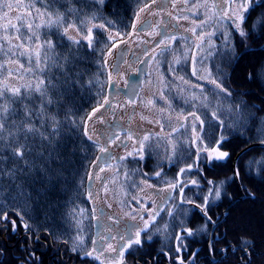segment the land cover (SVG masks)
<instances>
[{
  "label": "trees",
  "instance_id": "trees-1",
  "mask_svg": "<svg viewBox=\"0 0 264 264\" xmlns=\"http://www.w3.org/2000/svg\"><path fill=\"white\" fill-rule=\"evenodd\" d=\"M148 1L151 0H105L103 5H98L94 0H30L33 6L24 9L32 15L30 24L34 26L33 31L39 37V43L51 40L57 45L56 52L62 55H67L78 48V54L84 57V60L77 63V69L83 70L85 75L77 85L74 94L68 98L66 105V107H71L72 111L69 116L76 123L72 126L62 125L61 135L75 154L68 157L69 162L65 163L62 169L57 168L61 174L59 182L55 185L49 183L35 167V164H41L42 161L34 157H29V160L35 159V164L31 169L24 168L23 162L17 165L11 160L2 165L6 169L20 167L22 174L18 173V178L14 182L9 179L0 181V201L12 207L13 210L8 212L9 220H15L18 229L12 232L10 223L7 224L6 229L3 224H0V264H26V262L27 264H105L91 257L82 259L81 256L68 251L69 245L53 242L50 236L44 235V230L55 231L57 235H62L64 240L69 238L75 240L77 236H81L87 250L94 247L92 244L93 221L92 224L90 222L91 205L86 197V178L96 155V145L85 135L86 120L90 111L105 100L109 90L110 79L105 58L111 42L106 31L122 37L126 36L134 14L141 5ZM0 2L4 1L0 0ZM13 8L17 10L16 7ZM18 9L23 10L22 7ZM3 10H0V15ZM93 16L97 18L92 19ZM261 16H264V3L247 15L244 27L249 31V35L246 39H242L234 31L231 32L235 51L230 59H221L219 56L209 57L206 75L210 71L215 77L216 68L223 69L225 75L223 83L224 87L232 92L231 101L223 100L222 97H214L211 91L208 94L207 85L210 83L203 78L205 76L198 77L190 71L187 72L188 75L182 72L183 80H180L179 84L185 87L197 86L194 82H198L197 88L193 87V90L195 92L197 90L196 94H198V91L201 92L203 89L204 95L209 97L212 104L203 107L196 104L192 107L191 102L189 106L180 98L181 96L173 95L171 97L174 100H168L170 110L172 109L179 116L184 114L186 117L190 116L189 113L192 110L191 112L199 116L200 120L204 121V125L201 132L200 124L196 121L197 133L204 138V144H209L210 136L213 142L221 133L228 137L227 143L221 150L228 151L230 158L212 168L201 164L202 172L193 168L179 176V179L187 184L183 191L184 200H191L193 204H181L179 188L174 189L173 197L159 212L155 226L149 232L152 242H146L143 248L133 249L131 253L125 252V264H180L181 258L184 264H193L192 254L194 252L197 253L194 264H242L243 251L235 254L231 249L226 254L219 251V249L227 248L230 243L233 247H237L241 237L253 243L251 264H264V143L263 145L258 144L264 141V27L257 25L253 28L257 18ZM58 17H63V22L59 27H48L47 25L40 29L35 27V22L39 18L43 21L48 19L49 24ZM82 22L105 25V28L92 27V48H88V41L84 38L79 39L81 41L79 46L73 44L63 31L68 24L79 27ZM220 24H225L226 28ZM213 26L216 27L215 29L219 28L213 40L217 43L216 45H221V32L231 31L230 26L224 21H220L219 24L214 21ZM17 35L27 37L30 33L22 27L19 33L14 34L15 37ZM5 37L0 29V46L4 49V52L0 53V64H6L7 69L13 71L9 76L7 70L0 69V88H3L5 84L10 88L20 87L21 93L24 94L23 86L25 85L35 84L39 79H44L47 83L48 77L36 72L35 55L31 63L26 55H20V52L27 48L35 51V42L32 45L25 44L24 48L18 50L10 46L4 39ZM19 43L20 41L15 39L13 45ZM9 51L15 55L6 56L5 53ZM20 65H23V68H20ZM161 66L163 69L166 68L164 64ZM40 67H43V64ZM50 73L59 76L55 68L50 69ZM188 78L199 80L191 82ZM9 79L15 82L12 83ZM89 80L94 83L89 84ZM163 80L164 83L169 82L167 77ZM174 80L176 81V78ZM3 102L16 108L17 111H23L25 104L34 107L40 103L38 99L34 103H30L28 99L13 103L7 97ZM241 102L249 106L247 111L253 113L255 119H248L246 126H230L233 125L234 117L228 112L221 114L216 105L222 104L227 107L230 103ZM180 104H184L183 108L186 109H183ZM253 105L255 107H252ZM213 112H216L219 120L224 121L226 128L219 127V122L212 116ZM49 113L55 115L60 121H64L66 114L65 111H58L56 108H50ZM13 120L18 121L19 116H10L9 121ZM64 124L66 125L67 122L64 121ZM35 126L40 128L39 121ZM181 128L180 126L177 132ZM162 129L169 133V129H165L164 125ZM171 129L170 127V132ZM50 130L49 128L48 131ZM40 131L45 132V135L48 134L44 128H40ZM185 135L175 134L171 137L172 143L166 141L168 146L162 144V140L156 144L154 143L156 138L152 139L151 155H148L146 151L145 159L139 163H133L132 158L122 161L128 172L133 169L140 170L132 175L136 180V182L133 180L136 186L126 188L128 196L136 193L140 180L144 179L157 187L168 184L166 181L175 182L180 169L193 163L195 148L191 146L192 135L189 131ZM160 144L165 148L155 146ZM172 145L176 146V155H172ZM4 155L7 156L8 153L5 152ZM236 167L240 169V178L229 181L225 185L227 195H222L219 200L212 202L208 210V215L217 225L215 233L220 236L219 242L214 245L216 249L214 256H210L207 236L212 233L213 228L211 224H208L207 234L199 232L201 226L205 224V218L195 205L203 204V197L210 187L209 180L216 182L227 180ZM156 172H161V176L157 177ZM140 173H146V175ZM191 180H197L199 184L194 186L187 183ZM147 204L150 206V202ZM15 211L26 212L25 221L40 228V241L29 245V241L25 239L24 230L20 228L21 221L14 214ZM170 211L173 216H169ZM181 211L187 212V215H179ZM180 221H183V225ZM165 224L169 225L167 232L163 230ZM181 227L196 230V236L188 238L187 249L177 253L173 241L168 236L170 233L180 231ZM26 246L29 247V251L35 253L38 260L35 258L28 260L29 252L24 250ZM163 252L169 253V256H165ZM246 262L247 257H244V264Z\"/></svg>",
  "mask_w": 264,
  "mask_h": 264
},
{
  "label": "snow or ice",
  "instance_id": "snow-or-ice-1",
  "mask_svg": "<svg viewBox=\"0 0 264 264\" xmlns=\"http://www.w3.org/2000/svg\"><path fill=\"white\" fill-rule=\"evenodd\" d=\"M94 2L98 5H103L105 0H94ZM152 3L155 4L156 0H152ZM261 3H264V0H213V3L210 5L212 9L215 11L212 13V19L219 24L220 21H224L226 24L230 26L231 31L229 32H221V45H216L213 43V37L216 35V32L219 31V28L214 29L211 32L204 33L200 32L198 36L199 42L195 43V48L199 50V62L203 63L206 57L215 58L216 56L221 57V59H230L235 51L233 41L231 40V32H236L242 39H246L249 35V31L245 30V23L247 20V15L250 14L251 11H254L256 7L260 6ZM164 4L161 3V9L164 8ZM175 6V5H173ZM13 7L19 8V4H11V3H2L0 2V10L7 8L11 10ZM27 7H32L28 5ZM150 7V5L145 4L144 7L140 8L138 12L134 14L133 23L131 27L133 31L137 28V21H139L140 12H145ZM206 8L209 6H205ZM38 11V10H37ZM8 17V12L3 13V18ZM97 17L93 16L92 19H96ZM20 19V17H17ZM179 19V18H178ZM63 22V17H58L55 21H50L47 25L48 27H59V25ZM111 23V22H109ZM208 21L205 20L201 22L199 25H195L189 31L192 32L193 35H196V29H203L207 26ZM257 25L264 27V16L258 17L256 22L253 24V28ZM95 27L105 28L104 24L94 25ZM15 25L10 23L5 25V30H9L14 28ZM30 35L27 37H23L21 35H17L15 37L16 40L20 41L19 44L13 45L12 39L5 37L4 39L10 46L16 47L18 50L24 48L25 44L32 45L35 42V51L32 48H27L24 51L20 52V55H26L31 63L33 60V55H35V65L36 72L40 73L43 76H47V83L44 79H39L35 84H29L23 86L25 89V93H21V88H10L7 84L0 88V181L4 179H9L11 181H15L18 177L17 174L21 173L20 167H13L11 169H6L2 165L6 164L9 160L13 162V164L19 165L23 162L24 168L31 169L35 164V159L42 161L41 164H35V167L40 171V173L44 176L49 183L55 185V183L59 182L61 178L60 172L57 168L62 169L65 163H68V157L70 155H74L75 151L70 149L67 145L66 140L61 135V127L63 126H72L75 125L76 121L69 116L72 109L71 107H66L68 104V98L74 94V91L80 81L83 80L85 72L83 70L77 69V63L83 62L84 57L78 54V48L70 51L67 55H62L61 53L56 52L57 45L54 44L51 40H47L43 43H39V37L33 31V24H27L23 26ZM39 28V25L35 26ZM74 25L68 24L67 27H64L63 31L65 34L68 33L70 28H73ZM151 27V25H148ZM79 31V29H76ZM17 33L21 31V29H16ZM163 38L156 42L154 45L155 48H160L163 52L166 50L171 43L178 41V39L184 37H177V35L167 34L166 32L159 33ZM111 38V37H110ZM88 41V48H92V28L88 29V35L84 38ZM186 39V38H185ZM68 40H70L73 44L79 46L81 44L80 40H76L73 37L69 36ZM167 41V43H166ZM205 45L207 47L205 48ZM116 45L113 44V47ZM4 49L0 46V53H3ZM6 56L15 55L11 51L5 53ZM145 55H148V52H145ZM197 52H193L191 54V59L193 65L197 63ZM182 56H187V53H183ZM122 59V58H121ZM149 59H154V57L149 56ZM176 63H180L179 60ZM43 64V67L40 65ZM20 68H23V65H20ZM55 68L59 72V76H55L50 73V69ZM112 68L118 73L119 66L114 64ZM0 69H5L8 71L9 76L12 75L11 69H7L6 64H0ZM171 70V69H169ZM197 69L195 66L193 67V75H195ZM216 76L213 77L212 73L209 71L208 74L203 77L207 79L208 82L213 85L211 89V93L214 97H222L223 100L231 101L232 92L224 87V79L225 75L223 69L220 67L216 68ZM251 79V75L249 76ZM182 79V78H181ZM55 80V82H53ZM89 84H93L92 80L88 81ZM7 97L13 103L22 102L25 99H28L30 103H34L35 100H39L40 103L35 105L34 107H29L27 104L23 106V111H17L16 108H12L9 105H6L3 101ZM160 98L164 99L163 92L160 94ZM188 102V101H186ZM193 105L199 104V106L203 107L205 105L211 106L212 101L208 96H205L203 93V89H201L199 96H192L191 101ZM129 103H134V101H129ZM105 105H110V101L105 98L103 103L99 104V107L93 108L92 112L88 115V119L91 120L93 116H96L97 113H100L102 108H105ZM170 106V105H169ZM217 109L223 114L224 112H228L234 117L233 125L239 127L241 125L246 126L248 119H255V115L250 111H247L249 106L244 103L233 104L230 103L227 107H224L222 104L216 105ZM252 107H255L254 105ZM50 108H56L58 111H65L64 121L67 124H64V121H60L56 118L55 115L49 113ZM193 117L194 123L192 124V138H191V146L195 148L194 152V160L192 164H188L185 167L181 168L179 173L177 174V179L175 182H167L168 187L171 190L179 188L181 194V204L188 203L193 204L191 200H184L183 191L184 187L187 184L179 179V176L183 175L191 171L193 168L198 172H202L203 168L201 164L206 165L209 168H212L215 165H218L222 162H225L230 158V153L228 151H222V147L227 143L228 137L224 136L222 133L215 138L214 142L212 141L211 136L209 137V144L203 143V137L197 133L195 121H198L200 124V130L203 131L204 121L200 120L199 116H197L194 112L189 113ZM10 116H19L18 121H9ZM213 118H215L219 122V127L222 129L226 128L224 121L219 120V116H217L216 112L212 113ZM144 119V117H141ZM100 122L103 123L102 117H98ZM186 119V118H185ZM39 121L40 128H44L45 131H48V134L45 135V132L40 131V128H37L36 122ZM149 123H160L159 121H149ZM211 126V125H210ZM163 125H161V128ZM183 127V125H181ZM74 130V129H73ZM178 129L173 128L172 131L175 132ZM85 135L89 140H93L91 135L87 134V130H85ZM153 133L145 132L143 136H140L138 132L134 130H130L126 134V140H132L134 142V151L128 152L126 156L116 157L118 161H124L129 157L132 158L133 163H139V161L145 159V152L147 151L148 155H151L153 151V143L152 136ZM159 135V134H155ZM171 134H169L170 137ZM214 135V134H213ZM39 141V143H37ZM119 141L117 146L127 147V143L125 141L120 140L119 136H116L114 140H111V143L115 144ZM98 143V140H97ZM264 143V141H262ZM39 149V150H38ZM100 151L102 153H108L109 149L107 147H101ZM176 146L172 145V155H176ZM7 152L8 155L5 156L4 153ZM29 157H34L35 159L29 160ZM111 159V156L108 157ZM191 158V157H189ZM97 159H100L99 157ZM171 159V157H169ZM56 165V167H53ZM101 172L104 171L103 168L100 169ZM139 169H133L131 172H125V177L130 178L132 175L139 172ZM22 174V173H21ZM141 175H146V173H140ZM155 175L157 177L161 176V172H156ZM97 179H103L97 175ZM240 178V169L236 167L233 169V174L227 178V180H222L219 182L209 180L208 184L210 185L208 192L203 197V204L195 205L205 218V224L201 226L199 232L202 234L208 233V224L212 225L213 231L210 235L207 236V244L208 251L210 256H214L216 249L214 245L219 242L220 236L215 233L216 222L212 220L211 216L208 215V210L211 206V203L215 200H219L222 195H227L225 190V185L229 181L238 180ZM187 183L192 185H198L199 182L197 180H191ZM135 187L136 185L133 183L132 185ZM151 187V185H149ZM90 198L92 194L89 193ZM133 200H136L137 197H133ZM7 208V210H5ZM11 206H7L0 201V224L4 225V228H7V224H11L12 232H16L17 224L15 220H9L8 212L12 211ZM94 210V214H95ZM143 211V209H142ZM14 214L20 219V228L24 230L25 239L29 241V245L38 242L41 240L40 228L37 226H33L32 224L25 221L24 216L27 215L26 212L23 211H15ZM169 216H173V213L170 211ZM131 220L136 221L137 217L143 220V227L141 228L138 224L132 223L129 225L128 223H123V227L120 228L117 232V236H100L98 240L100 244L98 247H93L91 250H87V246L83 237L77 236L75 240L69 238L68 240H64L62 235H57L55 231H49L48 229L44 230V235L50 236L55 243H61L65 245H69L68 251L75 253L81 258L91 257L95 260H100L101 255L103 254V243L105 241H109L112 239L117 240V247H113L111 243H108L107 251L110 253H116V256L112 259L115 261V264H125L124 254L125 252L131 253L133 249L143 248L144 244L152 242V236L149 235L150 230L155 226L156 217L159 215V209L148 212L149 219L144 220L142 212H136L135 209L131 213H129ZM181 216H186L187 212L181 211L179 213ZM174 218V217H173ZM6 222V223H5ZM122 222L118 219L116 221L117 225H120ZM180 224L183 225V221H180ZM169 225L165 224L163 226V230L167 232ZM110 231V230H109ZM160 231V229H157ZM143 234V236H142ZM196 236V230L191 228L181 227V230L175 233H170L168 238L173 241L175 251L180 253L183 250L187 249V239L190 237ZM92 244L97 245V241H92ZM253 243L251 240L241 237L239 239V245L237 247H233L231 243L227 248L219 249L221 253L226 254L229 249H231L232 253L235 254L238 251H243L244 257H247L246 264H251V249L253 248ZM25 251L29 252L28 260L31 261L33 258L38 260V257H35V253L29 251V247L26 246L24 248ZM165 256H169V253L163 252ZM197 253L192 254L193 264L194 258ZM244 257H241V262L244 264ZM27 264V262H26ZM180 264H184L183 259H180Z\"/></svg>",
  "mask_w": 264,
  "mask_h": 264
},
{
  "label": "rangeland",
  "instance_id": "rangeland-1",
  "mask_svg": "<svg viewBox=\"0 0 264 264\" xmlns=\"http://www.w3.org/2000/svg\"><path fill=\"white\" fill-rule=\"evenodd\" d=\"M3 1V3H11L14 5L19 4L20 7L23 8V10L18 8L17 10L15 8L8 10L7 8H4L0 15L1 31L6 37H9L14 42V34L17 33L16 29H21L23 27L22 23L25 25L31 23L32 15L29 14V12L27 13L25 10L29 8L27 7L28 5H33L30 0H22L17 2L16 0ZM161 3L165 5L163 9H161ZM212 3L213 0H156V3L153 4L151 0L138 8L139 10L140 8L144 7L145 4L150 5L147 11L140 12L139 21L136 22L138 27V25L141 24L145 19L150 18L152 21L151 28L143 31H139L136 28V30L133 31L130 25L129 33L123 37L116 33L106 31L111 43L108 48L105 61L109 71V79L114 83V87L117 84L124 83V80L130 72L132 65L131 59H127L125 64L119 69L118 73L116 71H112V65L116 51L119 49L123 50L124 48H128L129 53L138 55H144L147 51L152 57H154V59H150L147 74L144 77L140 89L138 90V94H136L137 96L134 99V103H129V101H126V99L121 97L118 92H116V88H114L113 93L111 92L110 95L108 93L106 97L110 101L111 106L105 105V108H102L100 113H97L96 116H93L91 120H89L88 117L86 120L85 130H87L88 135L93 137L92 141L96 145V155L92 164L90 165L86 178V182L87 180H92L91 188H86V197L90 201L91 205L90 222L92 224L93 218L100 219L105 225L104 229L106 230H104V232H109L110 228L112 227L110 231L115 233L114 236H117V232L123 227V223L131 220V217L128 214L131 213L133 209H135L136 212H142L143 219L148 220V212H152L153 210H151L152 208H150L147 203L151 201L157 203V198H159L154 196V192L156 190L154 187L157 186L146 182L144 179L140 180L139 187H137L136 193L134 195H127L126 188L128 186H132L136 180H134V176H131L130 178L125 177V172H128V170L125 169L122 161H118L116 159V157L126 156L128 152L134 151V142L132 140H126L127 132L134 130L138 132L140 136H143L145 132L153 133L154 135L152 136V139L155 140L156 138V142L154 143L158 144L157 142L162 140V144L166 146H168L166 141L171 142V137L175 136V134L183 136L189 131L190 135H193V117L191 115L186 117L184 114L182 116L177 115L172 109L170 110L168 100H174L171 96L176 95L181 96L180 98L183 99L184 102L188 101L186 104H189L192 96L200 95V91H198L199 93L196 94L197 90L195 89L196 92L193 90L198 86V82L195 81L196 79L199 80L198 78L194 80L193 78H188V80H191V82L195 81L194 83H196L197 86L189 85L185 87V85H180L179 82L180 80H183L181 75L182 72L185 74H187L188 71L193 73L194 66L197 69L195 74L196 76H206L209 57H206L203 63H200L199 50L195 48L194 42H199L198 36L201 31L208 33L211 32L212 29L216 28L213 26L215 20L212 19V13L215 11V9L210 7ZM206 5L209 7L206 8ZM138 10L136 12H138ZM4 12H8V17L6 19L3 18ZM17 17H20V19H17ZM166 17L168 20L175 21L178 24L177 37L184 38L178 39V41L171 43L170 46L162 52L160 48H155L154 45L156 42L162 39L159 37V26ZM205 20L208 21L207 26L203 29L197 28L196 35H193L192 32L189 31V29L195 25L201 24V22ZM8 23L15 25V27L6 31L5 25ZM132 23L133 20L131 24ZM36 25H39L40 27L38 29H40L43 26L48 25V19L43 21L41 18H39V20L35 22V26ZM94 25L99 24H88L82 22L79 27L74 25L73 28H70L66 35L68 37L71 36L76 40L85 38L88 35V29L95 27ZM220 25L226 28L225 24ZM76 29H79V31ZM213 43L217 44L214 42V40ZM113 44L116 46L113 47ZM206 47L207 45H205V48ZM193 52L198 53L197 63L195 65H193L191 59V54ZM183 53H187V56H182ZM177 60H179L180 63H176ZM163 64L167 69L162 68L161 65ZM166 77L168 78V83H164L163 78L165 79ZM175 78L176 81L174 80ZM11 79L9 80L14 83L15 81ZM207 87V93L209 94L213 86L208 84ZM161 92H163L164 99L160 98ZM180 105L183 108L184 104ZM193 106L194 105L192 104V107ZM97 107H99V105ZM183 109L186 108L184 107ZM191 111L190 113H193ZM91 112L92 110L90 113ZM98 117H102L103 123L100 122ZM141 117H144V119ZM150 120L159 121L160 123H149ZM113 121L115 125L119 124L125 127L124 132H120L117 136H119L120 140L127 143L126 148L123 146H117L119 141H117L115 144L111 143V140H114L116 135H113V138L111 139L108 137L109 134H114V130L108 129V122ZM161 125H164L165 129H169V133H167V131L165 132L161 128ZM181 125H183V127L179 132H170V127L172 129H178ZM181 131H183L184 134ZM196 131H198L197 124ZM155 134L159 135L157 136ZM169 134H171L170 137ZM185 140L187 141L188 139ZM162 144L155 146H163V148H165ZM101 147H107L109 149L111 159L108 158V153H102L100 151ZM98 157L100 159H97ZM101 168L104 169L103 172L100 171ZM97 175L103 179H97ZM149 185H151V187H149ZM167 190L168 187L163 188L162 194L164 195ZM89 193L92 194L91 198ZM133 197H137V199L133 200ZM97 209L98 211H95L94 214V210ZM100 209L104 211L103 214H100ZM118 219L122 222L120 225L116 224ZM136 222H139V226L141 228L143 227V220H141L139 216L137 217ZM108 243H111L113 247H117V240L112 239L109 242H105L103 244V254L101 255L100 260L105 264L114 263L115 261L112 258L116 256V253H110L107 251ZM97 246H99V243H97Z\"/></svg>",
  "mask_w": 264,
  "mask_h": 264
},
{
  "label": "flooded vegetation",
  "instance_id": "flooded-vegetation-1",
  "mask_svg": "<svg viewBox=\"0 0 264 264\" xmlns=\"http://www.w3.org/2000/svg\"><path fill=\"white\" fill-rule=\"evenodd\" d=\"M147 19H150V18H147ZM147 19H145V20H147ZM144 20V21H145ZM143 21V22H144ZM142 22V23H143ZM142 23L141 24H139L138 25V27H137V29L139 30V31H143V30H148L149 28H151L152 27V21H151V19H150V24L149 25H151V27H145V26H141L142 25ZM141 26V27H140ZM177 28H178V24L175 22V21H170V20H168V18L166 17V18H164L163 19V22H162V24L159 26V33H161L162 31L163 32H166L167 34H175V35H177L178 34V30H177ZM159 37H161V38H163L161 35H159ZM159 39V38H158ZM120 50V49H119ZM122 51H124V57H123V61L121 62V64L119 65V69L125 64V62H126V60L127 59H131V70H130V72H134V71H136V69H137V66H138V64H139V62L141 61V60H143L146 56H148V67H149V62H150V59H149V56H151L149 53H148V55H138V54H133V53H129V49L128 48H124ZM147 71H148V69H147ZM129 72V73H130ZM128 73V74H129ZM146 74H147V72H146ZM146 74H145V76H146ZM128 76V75H127ZM127 76H126V78H125V80H124V83H122V84H117V85H115V87H114V83L113 82H111V80H110V82H109V90H108V93H109V95L111 94V92L113 93V91H114V88H116L115 90H116V92H118V94L121 96V97H123L124 99H126V101H134V99L136 98V96H135V98L133 99V100H130V99H128L127 97H125L124 95H123V93L120 91V89H119V87H121V86H124L125 85V83H126V81H127ZM144 76V77H145ZM143 80H144V78H143ZM143 80H142V82H143ZM111 84V85H110ZM142 84V83H141ZM141 86V85H140ZM139 89H140V87H139ZM139 92V91H138ZM138 92H137V94H138ZM108 125H109V130H114V134H109L108 135V137L111 139V138H113V135H118L120 132H124V126H121V125H119V124H114V121L113 122H108ZM108 156L109 155H111L110 154V152H108V154H107ZM91 180V179H90ZM88 181V180H87ZM91 183H92V180H91ZM166 187H168V184H165V185H162V186H159V187H154V188H156V190H155V192H154V196L157 198V197H159V198H157V203L155 202H153V201H151L150 202V208H152L151 210H153V211H155V210H157V209H159V212L170 202V200H171V198L173 197V190H171V189H169V187H168V190H167V192L163 195L162 194V189L163 188H166ZM91 188V187H90ZM89 188V189H90ZM156 201V200H155ZM104 213V211L102 210V209H100V214H103ZM93 223L96 221V222H100V228H99V230H98V233H97V235H94L93 234V241L94 240H96L97 241V243H99L100 244V241L98 240V237H100V236H104V237H108V236H114V232H112V231H109V232H104V230H106V229H104L105 228V225L102 223V221L100 220V219H98V218H93ZM128 222V224L129 225H131L132 223H136V224H138L139 225V222H136V221H132V220H130V221H126V223ZM112 228V227H111ZM111 228H110V230H111ZM93 233H94V231H93ZM110 241V240H109ZM109 241H105V242H109ZM104 242V243H105ZM103 243V244H104ZM94 247H98L97 245H95Z\"/></svg>",
  "mask_w": 264,
  "mask_h": 264
},
{
  "label": "water",
  "instance_id": "water-1",
  "mask_svg": "<svg viewBox=\"0 0 264 264\" xmlns=\"http://www.w3.org/2000/svg\"><path fill=\"white\" fill-rule=\"evenodd\" d=\"M149 24H150V19H147L142 23L141 26L148 27ZM123 57H124V51L122 50L116 51L113 65L116 64L119 66L123 61ZM147 69H148V56H146L143 60L139 62L136 71L130 72L128 74L125 85L119 87L120 91L123 93L125 97H127L130 100H133L135 98L139 90V87L142 83V80L147 72ZM112 71L115 70L112 68ZM258 144L263 145V143H258ZM86 186L87 188H90L92 186L91 180H88L86 182ZM99 228H100V222L95 221L93 223L94 235H97Z\"/></svg>",
  "mask_w": 264,
  "mask_h": 264
}]
</instances>
